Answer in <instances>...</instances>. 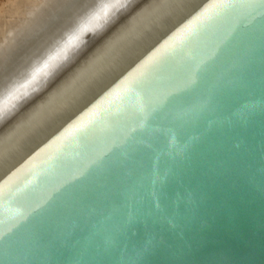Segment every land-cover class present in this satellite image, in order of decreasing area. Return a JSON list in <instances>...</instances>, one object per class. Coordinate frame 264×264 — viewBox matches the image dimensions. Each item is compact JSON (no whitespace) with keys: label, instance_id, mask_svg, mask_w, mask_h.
<instances>
[{"label":"water","instance_id":"1","mask_svg":"<svg viewBox=\"0 0 264 264\" xmlns=\"http://www.w3.org/2000/svg\"><path fill=\"white\" fill-rule=\"evenodd\" d=\"M0 264H264V0H133L0 122Z\"/></svg>","mask_w":264,"mask_h":264},{"label":"clouds","instance_id":"2","mask_svg":"<svg viewBox=\"0 0 264 264\" xmlns=\"http://www.w3.org/2000/svg\"><path fill=\"white\" fill-rule=\"evenodd\" d=\"M132 4L133 0H94L90 11L86 10L80 17L74 19L59 37H56L39 56L25 66L22 80L17 86L0 93V122L11 118L19 111L22 104L46 88L58 72L75 60L88 44L90 37L105 32L109 25ZM86 66L78 69L68 82L50 94L42 104L48 103L54 95L79 78Z\"/></svg>","mask_w":264,"mask_h":264},{"label":"bare ground","instance_id":"3","mask_svg":"<svg viewBox=\"0 0 264 264\" xmlns=\"http://www.w3.org/2000/svg\"><path fill=\"white\" fill-rule=\"evenodd\" d=\"M16 3L19 4V16L28 13L30 16L25 24H20L23 17L16 15L5 25H0L4 28L0 41V93L17 86L25 66L59 37L74 19L86 10L90 11L94 0H16Z\"/></svg>","mask_w":264,"mask_h":264},{"label":"rangeland","instance_id":"4","mask_svg":"<svg viewBox=\"0 0 264 264\" xmlns=\"http://www.w3.org/2000/svg\"><path fill=\"white\" fill-rule=\"evenodd\" d=\"M17 3H19V1H17ZM17 3H16V0L15 1L14 0H0V25L1 24L5 25L6 21H8V22L11 21L12 19H14L16 17V15L18 16V18L23 17L19 21L20 24L26 23V20L29 18L30 13L26 14V16H24V15L19 16L18 15L19 14V7H17V6H19V4L17 5ZM13 9L15 11L17 10V12H14ZM24 17H25V19H24ZM27 21H29V19ZM0 28H2V27H0ZM3 29L4 28H2V30L0 29V41L3 40V38H2L3 37V34H2ZM15 38H17V36Z\"/></svg>","mask_w":264,"mask_h":264}]
</instances>
